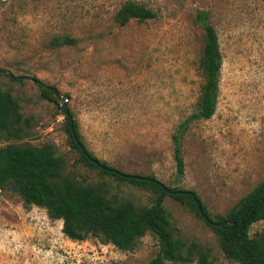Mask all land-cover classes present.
I'll return each mask as SVG.
<instances>
[{
    "label": "rangeland",
    "instance_id": "rangeland-1",
    "mask_svg": "<svg viewBox=\"0 0 264 264\" xmlns=\"http://www.w3.org/2000/svg\"><path fill=\"white\" fill-rule=\"evenodd\" d=\"M123 1L0 0V58L11 51L7 42L26 51L18 68L2 60L0 67L36 77L66 96L84 145L98 159L192 190L211 219L225 215L264 182V0H134L155 17L117 25L113 14ZM197 10L207 13L217 36L218 94L213 114L186 129L180 147L183 172L177 173L170 135L195 111L201 81L196 67L203 31L194 20ZM54 33L76 37L77 43L44 48ZM38 83L11 82L0 74V88L31 118L24 141L53 144L86 182L149 206L155 195L150 188L78 161L57 100L39 96ZM162 205L179 236L209 248L213 264H239L222 256L210 228L186 203L166 194ZM60 228L61 220L49 219L43 208L24 206L18 195L0 190V264H148L157 251L149 233L132 249L121 250L93 237L70 240ZM257 232H264V220L251 223L249 235Z\"/></svg>",
    "mask_w": 264,
    "mask_h": 264
},
{
    "label": "trees",
    "instance_id": "trees-1",
    "mask_svg": "<svg viewBox=\"0 0 264 264\" xmlns=\"http://www.w3.org/2000/svg\"><path fill=\"white\" fill-rule=\"evenodd\" d=\"M154 17L155 12L144 4L125 0L114 12L113 21L117 25H124L130 19L144 21ZM194 18L203 31V43L196 67L201 81L195 101V111L179 121L170 135L172 157L177 173L183 172L180 147L186 129L191 122L207 119L213 114L218 94L221 56L215 29L205 11L197 10ZM76 43V37L66 33H54L48 36L44 48L65 49L75 46ZM6 44L11 51H6L0 60L18 68L26 51L20 45H11L9 42ZM2 76L11 82H22L21 79L9 78L3 74ZM38 87L39 96L55 100L51 91L40 81ZM64 119L68 142L77 152L78 161L118 181L150 188L155 194L152 203L144 206L135 204L129 199L110 195L106 186L86 182L77 176L74 169L67 166L64 157L56 152L53 144L32 145L25 142L24 139L31 133V118L23 115L16 98L8 90L1 88L0 140L4 144L0 145V190H8L18 195L24 206L34 205L43 208L49 219L61 220L60 230L70 240L82 241L93 237L101 243H110L118 249L129 250L136 245L141 236L149 233L156 240L157 251L148 264H167V262L186 264L192 261L195 264H213L209 248L197 241H187L179 236L169 213L162 205L166 193L158 185L147 180L123 178L102 171L88 162L75 145L65 116ZM72 121L75 135L88 155L101 165L112 167L104 160L95 157L86 148L75 121ZM142 176L154 178L152 175ZM263 185L264 182L259 183L241 197L225 215H215L211 219L201 203L202 211L212 221L227 220L235 215ZM171 197L186 203L201 219L188 195L173 194ZM258 220H264V193L255 199L248 210L232 224L211 226L202 221L212 231L217 246L226 259L239 264H264V232H257L252 236L248 233L251 223Z\"/></svg>",
    "mask_w": 264,
    "mask_h": 264
},
{
    "label": "water",
    "instance_id": "water-1",
    "mask_svg": "<svg viewBox=\"0 0 264 264\" xmlns=\"http://www.w3.org/2000/svg\"><path fill=\"white\" fill-rule=\"evenodd\" d=\"M0 74L6 75L9 78H16V79H29L30 81H32L33 83H38V80L33 78V77H29L27 75L24 74H18V75H14L11 73V71L7 68H3L0 67ZM47 89H49L51 91V93L53 94L54 98L57 100L58 102V109L60 110V112L66 117L67 119V124H68V130L69 133L75 143V145L77 146V148L79 149L80 153L86 158V160L90 163H92L93 165L97 166L98 168H100L102 171H106V172H110V173H114L116 175H119L120 177L123 178H127V179H142V180H147L150 182L155 183L156 185H158L166 194L169 195H173V194H185L188 195L191 200L192 203L194 205V208L196 210L197 215L208 225L211 226H223L226 224H232L238 217H240L243 213H245L248 208L250 207V205L254 202L255 199H257L262 193H264V185L262 187H260L252 196L251 198L248 200V202L235 214L233 215L231 218L227 219V220H223V221H212L210 220L202 211L201 208V201L200 199L195 195V193L192 190H170L168 187H166L164 184H162L160 181H158L155 178H149L146 176H142V175H138V174H134V173H126L123 172L117 168L114 167H108L105 165H101L96 159H94L93 157H91L90 155H88V153L85 151V149L82 147V145L80 144L79 140L77 139L74 129H73V121H72V117L70 116L68 109L66 107V97H61L59 94V91L52 86H45Z\"/></svg>",
    "mask_w": 264,
    "mask_h": 264
}]
</instances>
